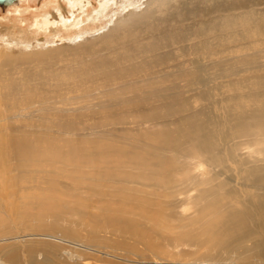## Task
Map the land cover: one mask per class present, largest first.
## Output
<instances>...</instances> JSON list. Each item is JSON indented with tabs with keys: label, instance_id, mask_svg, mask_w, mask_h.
Returning a JSON list of instances; mask_svg holds the SVG:
<instances>
[{
	"label": "bare ground",
	"instance_id": "6f19581e",
	"mask_svg": "<svg viewBox=\"0 0 264 264\" xmlns=\"http://www.w3.org/2000/svg\"><path fill=\"white\" fill-rule=\"evenodd\" d=\"M117 5L74 46L0 43L22 208L0 200V264H264V0ZM230 164L239 192L216 171Z\"/></svg>",
	"mask_w": 264,
	"mask_h": 264
},
{
	"label": "rangeland",
	"instance_id": "374dc122",
	"mask_svg": "<svg viewBox=\"0 0 264 264\" xmlns=\"http://www.w3.org/2000/svg\"><path fill=\"white\" fill-rule=\"evenodd\" d=\"M118 1L120 0H17L11 5H0V43H3L4 39L9 38L8 41L15 39L23 43L30 42L37 48L43 46H57L58 44L74 46L85 38L91 39L96 34L103 31L108 24H111L109 16L118 9ZM101 2H104L107 8L104 13H102L101 18H99L97 17V12L103 7ZM23 43L14 45L16 54L20 52L19 50L23 47ZM64 57L65 61L58 63L56 60L54 62L55 68H60L61 65L63 66L68 62L73 63L75 60V58L73 59V55L69 54V51ZM208 80L211 81V79ZM217 82L218 80L212 81L210 84L211 88H214ZM71 88V90L77 91L78 93L82 92L77 87ZM80 95L81 94L73 92L70 93V96L74 98ZM215 101H217V95L205 104L209 106V111L219 114L220 112L215 110ZM2 104L3 102L0 101V111L5 113ZM80 105V103L76 104V106ZM1 124H3V121L0 120V125ZM131 127L135 128V125H131ZM9 139V136L2 137L0 135V146L5 145V143L9 144ZM244 151H247V149ZM11 169V163L8 161L2 162L0 159V171L6 179L9 180L8 184H5L0 175V200L4 203V209H1L6 213L10 212L7 213L9 217L15 218L16 212L22 209L18 207L21 203V200L18 199L20 195L17 197L20 190L17 186L11 185L12 174H5L3 172V170L9 171ZM216 171L220 173L221 179H227L231 182L232 188L235 191L239 192L241 189H245L242 185L243 179L238 175L233 164H230L229 167L224 170L217 168ZM195 172L198 171L192 166V168L187 170L184 174L192 177L193 174H196ZM214 173L216 172H212L210 176ZM187 187L191 189L193 186L188 185ZM12 193H16V197H12ZM251 193L252 192L249 194ZM190 194L196 195L197 190H192ZM76 201L78 203H85L78 199H76ZM94 203H96V201ZM176 249L180 250L181 247ZM180 258L181 257H178V260L174 259L173 261H179V264H186L188 262H194L195 260L189 257H182L181 259L184 258L183 260H180ZM141 261L144 262H139L137 264H149L145 260ZM155 261L159 262L158 259ZM162 262H164V260H162ZM198 262L199 261L196 263ZM164 264L167 263L164 262Z\"/></svg>",
	"mask_w": 264,
	"mask_h": 264
},
{
	"label": "water",
	"instance_id": "95a60500",
	"mask_svg": "<svg viewBox=\"0 0 264 264\" xmlns=\"http://www.w3.org/2000/svg\"><path fill=\"white\" fill-rule=\"evenodd\" d=\"M5 0H0V4H3Z\"/></svg>",
	"mask_w": 264,
	"mask_h": 264
}]
</instances>
